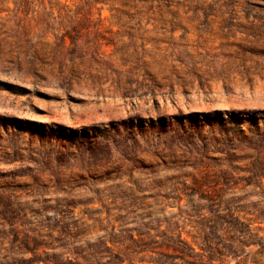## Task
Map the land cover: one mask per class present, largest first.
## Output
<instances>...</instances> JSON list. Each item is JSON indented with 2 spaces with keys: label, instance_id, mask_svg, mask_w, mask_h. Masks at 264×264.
I'll use <instances>...</instances> for the list:
<instances>
[{
  "label": "rangeland",
  "instance_id": "1",
  "mask_svg": "<svg viewBox=\"0 0 264 264\" xmlns=\"http://www.w3.org/2000/svg\"><path fill=\"white\" fill-rule=\"evenodd\" d=\"M0 264H264V0H0Z\"/></svg>",
  "mask_w": 264,
  "mask_h": 264
},
{
  "label": "trees",
  "instance_id": "2",
  "mask_svg": "<svg viewBox=\"0 0 264 264\" xmlns=\"http://www.w3.org/2000/svg\"><path fill=\"white\" fill-rule=\"evenodd\" d=\"M190 257L194 258L195 260H199L200 261V260H202L203 255L202 254H198V253H194Z\"/></svg>",
  "mask_w": 264,
  "mask_h": 264
}]
</instances>
